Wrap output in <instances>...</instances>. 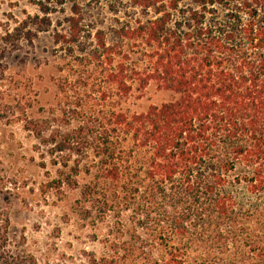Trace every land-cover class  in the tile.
I'll list each match as a JSON object with an SVG mask.
<instances>
[{
  "label": "trees",
  "instance_id": "trees-1",
  "mask_svg": "<svg viewBox=\"0 0 264 264\" xmlns=\"http://www.w3.org/2000/svg\"><path fill=\"white\" fill-rule=\"evenodd\" d=\"M135 5L145 19L112 43L97 33L85 52L88 74L74 82L89 94L74 91V108L54 118L25 119L62 165L51 187L79 189L89 209L138 215L145 236L115 245L107 264H136L125 263L135 251L144 264H205L203 254L189 262L191 245L234 244L226 264H264V0ZM83 29L70 18L69 42ZM152 83L173 98L144 112L107 110ZM83 172L90 180L80 185Z\"/></svg>",
  "mask_w": 264,
  "mask_h": 264
},
{
  "label": "rangeland",
  "instance_id": "rangeland-1",
  "mask_svg": "<svg viewBox=\"0 0 264 264\" xmlns=\"http://www.w3.org/2000/svg\"><path fill=\"white\" fill-rule=\"evenodd\" d=\"M146 16L135 0H0V264H107L116 247L145 236L133 209H89L79 189L51 187L62 165L25 129V119L72 110L74 91L89 94L74 77L88 74L82 60L97 47V33L112 43L116 30ZM72 17L84 28L75 43L69 42ZM61 80L69 91L60 90ZM90 96L89 105L98 101V93ZM115 98L107 110L134 113L173 94L152 83ZM78 180L83 185L90 176L83 172ZM210 247L191 245L189 262L203 254L205 264H226L236 255L235 244ZM127 262L144 264L138 251Z\"/></svg>",
  "mask_w": 264,
  "mask_h": 264
}]
</instances>
